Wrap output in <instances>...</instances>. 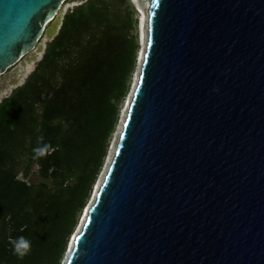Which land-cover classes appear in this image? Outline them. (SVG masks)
Returning <instances> with one entry per match:
<instances>
[{
	"label": "water",
	"instance_id": "obj_1",
	"mask_svg": "<svg viewBox=\"0 0 264 264\" xmlns=\"http://www.w3.org/2000/svg\"><path fill=\"white\" fill-rule=\"evenodd\" d=\"M63 1L0 0V101ZM147 1L138 80L64 264H264V0Z\"/></svg>",
	"mask_w": 264,
	"mask_h": 264
},
{
	"label": "trees",
	"instance_id": "obj_2",
	"mask_svg": "<svg viewBox=\"0 0 264 264\" xmlns=\"http://www.w3.org/2000/svg\"><path fill=\"white\" fill-rule=\"evenodd\" d=\"M136 13L131 0L75 5L26 81L0 101V264H61L129 92ZM19 237L30 242L22 258Z\"/></svg>",
	"mask_w": 264,
	"mask_h": 264
},
{
	"label": "rangeland",
	"instance_id": "obj_3",
	"mask_svg": "<svg viewBox=\"0 0 264 264\" xmlns=\"http://www.w3.org/2000/svg\"><path fill=\"white\" fill-rule=\"evenodd\" d=\"M83 1L84 0H64L63 3H62V6L64 7L65 12H67L69 9L73 8L75 5H77V4H79V3L83 2ZM131 2L133 3V5L135 6V9L137 11V13H136V17H137L136 30H137L138 49H137V52H136V65H135V69H134L133 74H132V79H131V83H130L129 92L127 93V95L125 96V98L123 100V103H122V106H121V109H120V113H119L118 123L116 125L115 131L113 132V135H112V137L110 139V142H109V145H108L107 154L105 156V160H104V164H103L104 166L101 169L102 172L99 173V175H98V177L96 179L97 182L95 181L96 185L94 186V193H95V189H96L97 183L101 182V179H103L102 178L103 177L102 176L103 172H105V170H107L106 168H108L107 167L108 166V162L107 161L109 160V157L111 156V153L115 150L116 143H117V140H118V136H119V133H120V130H121V127H122L121 126L122 125V121H123V119H124V117L126 115V111H127V108H128V103H129V100L131 98V94H132V90H133V87H134V83H135L136 77L138 76V73L140 71V58L143 56L144 49H145V46H146V43H147L149 2L147 0H131ZM141 20L142 21L144 20L143 21V23H144V29L143 30H144V35H145L144 45L142 44V40H141V28H140ZM42 56L43 55L41 54L39 56L38 60H36L35 62L33 61L31 63L30 69H28L27 72L24 75L25 79H27L26 77L35 69L38 61L42 58ZM6 93H4V94H6ZM9 94H11V93H9ZM112 145H113V147H111ZM110 150H111V152H110ZM35 169H36V166H34V170ZM32 179L33 180H37L38 176L37 175H33ZM94 193H93V196H94ZM93 196L91 198V201L93 200ZM81 222H82V219L79 218L78 224L76 225V227L74 229V232L78 229V227H79ZM67 250L68 249L66 248V251ZM66 251H65V254H64V258L61 261V264L64 263L63 261L65 260V258L67 256V252Z\"/></svg>",
	"mask_w": 264,
	"mask_h": 264
},
{
	"label": "bare ground",
	"instance_id": "obj_4",
	"mask_svg": "<svg viewBox=\"0 0 264 264\" xmlns=\"http://www.w3.org/2000/svg\"><path fill=\"white\" fill-rule=\"evenodd\" d=\"M143 19V18H142ZM144 21V20H143ZM143 21L141 20V22H140V28H141V40H142V44L144 45V38H145V35H144V23H143ZM142 59H143V56L140 58V64H141V62H142ZM30 67H31V63H27V66H26V68L25 67H22V69H21V71L22 72H18V74H23V72L25 71V73L27 72V70L28 69H30ZM24 73V74H25ZM24 74H23V76H24ZM139 74V73H138ZM137 80H138V76L136 77V81H135V83H134V87H133V90H134V88H135V86H136V83H137ZM133 90H132V92H133ZM131 97H132V94H131ZM130 100H131V98H130ZM130 100H129V102H130ZM128 106H129V103H128ZM128 109V108H127ZM125 118V117H124ZM124 120V119H123ZM122 123H123V121H122ZM122 126V125H121ZM122 128V127H121ZM111 147H113V145L111 146ZM112 149V148H111ZM115 151V150H114ZM114 151L111 153V156L109 157V160L107 161L108 162V166H109V163H110V161H111V158H112V156H113V154H114ZM110 152H111V150H110ZM107 166V167H108ZM107 169V168H106ZM105 170V169H104ZM105 172H106V170H105ZM105 172H103V177H104V174H105ZM102 177V178H103ZM101 179V178H100ZM102 180L103 179H101V182H102ZM101 182H99V183H97V186H96V189H95V193L97 192V190H98V188H99V186H100V184H101ZM96 185V184H95ZM95 193H94V196H93V200H94V198H95ZM92 200V201H93ZM91 201V202H92ZM91 204V203H90ZM88 206V205H87ZM87 206H85V210H84V214H83V216H82V222L80 223V225H79V227H78V229L76 230V232L73 234V236H72V239L74 238V235L80 230V228H81V226H82V224H83V222H84V220H85V217H86V211H87ZM72 246H73V240H71L70 241V244H69V248H68V251H67V254H68V252L71 250V248H72ZM64 262V261H63ZM64 264V263H63Z\"/></svg>",
	"mask_w": 264,
	"mask_h": 264
},
{
	"label": "clouds",
	"instance_id": "obj_5",
	"mask_svg": "<svg viewBox=\"0 0 264 264\" xmlns=\"http://www.w3.org/2000/svg\"><path fill=\"white\" fill-rule=\"evenodd\" d=\"M34 151L39 156L44 155L43 148L34 149ZM12 244L14 246L13 247L14 253L21 258L29 251L30 248V242L24 237H19L17 240L12 241Z\"/></svg>",
	"mask_w": 264,
	"mask_h": 264
}]
</instances>
